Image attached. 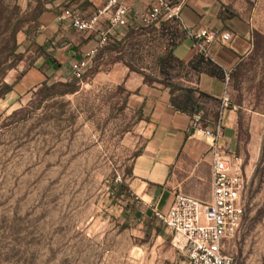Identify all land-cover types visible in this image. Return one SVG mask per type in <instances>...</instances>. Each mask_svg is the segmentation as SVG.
<instances>
[{
	"label": "rangeland",
	"instance_id": "1",
	"mask_svg": "<svg viewBox=\"0 0 264 264\" xmlns=\"http://www.w3.org/2000/svg\"><path fill=\"white\" fill-rule=\"evenodd\" d=\"M52 1L0 0V264H153L145 253L154 233L111 191L147 139L126 109L122 72L170 83L185 71L170 59L177 34L161 24L121 28L74 87L5 94L41 55L40 18ZM230 102L247 182L241 229L226 252L234 264H264V0Z\"/></svg>",
	"mask_w": 264,
	"mask_h": 264
},
{
	"label": "crops",
	"instance_id": "2",
	"mask_svg": "<svg viewBox=\"0 0 264 264\" xmlns=\"http://www.w3.org/2000/svg\"><path fill=\"white\" fill-rule=\"evenodd\" d=\"M261 1L187 0L182 7L181 26L161 24L174 31H168L170 34H177L178 42L173 46L170 56L180 62L184 73L169 80L170 83L166 85L165 82L148 84L141 75L126 69L122 72V82L127 90L126 109L137 114L138 126L144 130L147 139L140 149V155L133 161L128 179L124 181L129 188V196L117 200L122 202V210L127 216H133L131 220L143 219L146 228L154 233L153 244L145 253L146 258H154L153 264H183V261L172 244V235L155 217L151 205L166 212L178 193L204 202H210L213 194V159L209 152L211 139L192 127L193 115L173 105V98L182 92L177 90L174 93L171 85L192 88L209 96L201 100L204 109L198 113H202L206 125L212 127L218 115L225 83L224 77L214 75L211 71L216 69L233 74L250 54ZM122 2L136 11H144L152 4V0ZM106 4L107 0L49 2L40 18L42 24L39 29L42 33L37 37L42 53L13 84L14 89L8 95L21 96L38 89L47 77L61 82L70 80L73 65L84 60L96 46L99 32L105 30L108 23L103 16L96 30L81 32L71 26L70 20L60 19V14L69 9L90 17ZM138 27L130 22L126 28ZM203 29L217 35L230 31L232 38L225 43L216 39L208 46L205 56L198 41L187 36V30L196 32ZM115 32L111 37H114ZM198 57L202 60L197 64V69L189 66ZM194 96L197 97L198 93ZM238 132L239 114L230 108L225 113L224 128L219 139L222 148L238 154ZM242 170L246 175V167Z\"/></svg>",
	"mask_w": 264,
	"mask_h": 264
},
{
	"label": "built area",
	"instance_id": "3",
	"mask_svg": "<svg viewBox=\"0 0 264 264\" xmlns=\"http://www.w3.org/2000/svg\"><path fill=\"white\" fill-rule=\"evenodd\" d=\"M187 0H152L150 7L136 11L125 5L122 0H107L104 8L90 17L78 10L66 9L60 19L70 20L77 31L88 32L97 29L105 16L108 27L99 32V41L89 51L85 59L73 65L72 76L81 81L92 59L109 43L111 35L130 22L141 27H157L162 23L182 25V7ZM187 36L198 41L202 53L207 56L208 46L219 39L225 43L231 40L232 33L225 31L220 35L208 30L188 31ZM232 74L224 73V91L220 99L217 118L212 127L204 122L202 113L192 117V127L201 130L211 139L210 154L212 167V200L204 202L182 193L176 194L168 211L151 205L155 217L172 235V244L182 256L183 264H234L233 257L226 252L228 242L241 229L245 213L243 194L247 182L242 170L240 157L222 148L219 139L224 128L225 113L232 107L230 86ZM120 179L118 178L117 181Z\"/></svg>",
	"mask_w": 264,
	"mask_h": 264
},
{
	"label": "trees",
	"instance_id": "4",
	"mask_svg": "<svg viewBox=\"0 0 264 264\" xmlns=\"http://www.w3.org/2000/svg\"><path fill=\"white\" fill-rule=\"evenodd\" d=\"M170 59H172V56H170ZM202 60L201 57H198V59L194 60L193 62L189 63V66L193 67L194 69H197V64L200 63V61ZM212 74L217 75V76H222L224 77V73H222L220 70H216L213 69ZM50 79L49 77H47V79L42 83L41 87L38 88V91H42L45 89H52L55 85H63V86H73L77 83V79L75 78H71L70 80L66 81V82H59L60 84L56 83L53 84L52 86H47L49 83ZM148 83V82H146ZM164 83V82H163ZM159 84H162L161 82ZM168 85V84H166ZM172 91L175 93V91L179 90L182 92V94H180V96H176L173 98L172 102L173 105L180 111L183 112H187L191 115H194L195 113L200 112L201 110L204 109L203 105L201 104V100L203 98H209V96H207L204 93H201L195 89L192 88H181L179 86L176 85H171ZM14 89V85L13 84H8L6 86V92L5 94H8L10 92H12ZM198 93V96L195 97L194 95ZM141 153V150H139V152L136 154L135 157L139 156ZM131 173V171H130ZM111 191H112V196L117 199V198H126L127 196H129V188L126 186L125 182L122 183H112L111 185Z\"/></svg>",
	"mask_w": 264,
	"mask_h": 264
}]
</instances>
